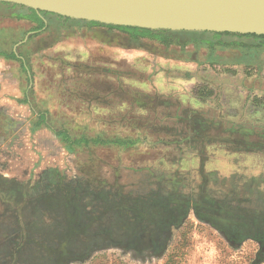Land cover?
<instances>
[{
  "label": "rangeland",
  "instance_id": "rangeland-1",
  "mask_svg": "<svg viewBox=\"0 0 264 264\" xmlns=\"http://www.w3.org/2000/svg\"><path fill=\"white\" fill-rule=\"evenodd\" d=\"M20 11L0 2V72L15 73L25 85L31 79V100L38 95L37 82L45 99L39 105L53 115L49 124L70 135L39 136L36 121L15 119L19 111L15 105L0 108V167L8 164L0 170V264H162L182 230L191 244L186 264H264V213L253 208L262 205L260 194L243 193L257 199L250 208L238 192L223 194L222 183L208 184L207 177L197 185L194 178L183 175L177 195L174 190L128 196L122 188V171L117 169L112 177L109 171L105 175L111 179L112 197L103 195L91 189L102 185L104 175L94 154L80 146L79 133L86 120L76 114L86 106L79 98L106 95L111 85L119 87L115 98L120 102L127 99V92L156 93L146 82L163 79L152 72L155 55L148 61L134 47L149 52L161 49L167 54L178 51L193 61L182 71L193 74L189 86L208 101L201 118L225 129L264 132V43L211 45L184 33L164 47L154 38L134 40L123 30L51 13L42 14L48 21V35L28 41V31H35L38 24L18 17ZM235 39L223 37L226 42ZM69 43L71 49L87 54L67 51ZM28 51L27 69L12 61L15 53ZM0 78L4 81V74ZM106 80L111 82L109 87ZM240 99L247 119L239 121ZM23 106L22 112H28L33 104ZM112 161L114 165V157ZM131 181L147 182L141 184L144 190L152 187V174ZM189 192L195 198L188 199ZM101 255L105 257L98 258Z\"/></svg>",
  "mask_w": 264,
  "mask_h": 264
},
{
  "label": "crops",
  "instance_id": "crops-1",
  "mask_svg": "<svg viewBox=\"0 0 264 264\" xmlns=\"http://www.w3.org/2000/svg\"><path fill=\"white\" fill-rule=\"evenodd\" d=\"M44 22L42 29H46L43 32L28 31L27 35L30 37L26 38L28 41L34 40V38L37 40L45 38L44 36L48 35L45 34L48 27L47 19H44ZM30 23L38 24L37 26L42 24L38 20ZM60 41L61 39L58 40V43ZM71 46L69 43L66 50L76 52L82 57L83 54L84 56L87 54L84 52L86 50L71 49ZM164 47L167 45L164 44ZM134 48H136L134 49L136 54H141L140 56L146 54L148 61L151 60V55H155L152 56L154 57L152 72L162 75L163 79L158 82L154 79L153 82L145 81L149 84V89L153 88L156 93L127 92V99L120 102L115 98L119 94V87L110 86L111 82L106 80L107 86L105 87L110 86L106 95H96L94 99L89 100L79 98V103L86 105L82 108L79 107L76 113L79 119L86 120L79 133L80 137L82 136L80 146L88 153L94 154L98 167L102 169L101 173L104 175L102 185L100 187L96 185L91 189L103 195L107 193L112 197V187L109 184L111 179L108 180L105 175L109 171L111 176L108 177H112L117 169L122 171V188L128 196L131 193L144 196L150 192L172 194L174 190V195H177L182 190L183 175L194 178L193 183L197 185L203 182L201 178L208 177L209 180L205 182L212 185L222 183L223 194L238 192L239 194L236 195L244 197L242 201H246L244 203L250 208L253 207L250 204H254L257 199L255 196H243V193L250 191V193L260 194L262 205L260 207L254 205L253 208L263 214L264 148L241 150L234 149L222 141L207 140L202 143L184 138L190 134L187 123L196 116L205 114V110L209 106L207 99L199 96L189 86L193 80V74L185 75V72L182 71L184 68H190L193 61L189 56L180 55L178 51L167 54L161 49L160 52H149L151 50L148 48ZM13 57L16 59L12 60L15 64L20 63L26 68L30 51L22 54L15 53ZM0 74L5 76L2 78L4 80L2 82L0 78V108L15 105L16 109H19L15 112V119L27 118L36 121L35 125L38 128L35 132L39 136L65 134V131L60 132L49 124L53 115L51 109H44L39 105V102L45 99L39 95L37 82L34 88L38 95L35 100H31L33 93L31 79L30 83L25 85L19 82V77L14 76L15 73L9 75L2 71ZM28 74L31 78V73ZM8 75V79L12 80L9 81L6 78ZM160 85L168 87L170 90H162ZM50 99L51 96L48 95L47 102L50 103ZM31 104L33 106L30 111L22 112L25 109L23 105L30 106ZM120 104H124V107H121ZM238 105L237 118L239 121L246 120V106L243 105V100L240 99ZM211 108L213 110V107ZM70 111L73 112L72 108ZM223 113L225 116L230 115L227 109H224ZM66 131L67 135H70V132ZM113 157L116 161L114 165ZM7 166L8 164H4L0 170H6ZM146 173L152 174L150 185L152 187L140 190L141 184L147 182L132 183L131 178L143 177ZM32 185L34 186V184ZM232 185H236V187ZM33 189L34 187L31 188V190ZM190 190H195V188L191 187ZM194 195L190 193L187 195L188 199L195 198Z\"/></svg>",
  "mask_w": 264,
  "mask_h": 264
},
{
  "label": "water",
  "instance_id": "water-1",
  "mask_svg": "<svg viewBox=\"0 0 264 264\" xmlns=\"http://www.w3.org/2000/svg\"><path fill=\"white\" fill-rule=\"evenodd\" d=\"M75 20L264 35V0H0Z\"/></svg>",
  "mask_w": 264,
  "mask_h": 264
},
{
  "label": "trees",
  "instance_id": "trees-1",
  "mask_svg": "<svg viewBox=\"0 0 264 264\" xmlns=\"http://www.w3.org/2000/svg\"><path fill=\"white\" fill-rule=\"evenodd\" d=\"M1 2V1H0ZM5 3V2H3ZM10 4V3H8ZM13 6H18L22 9L20 13H18V17L28 18L33 21L38 20L42 22L36 29V31H42V28L45 24L43 19V13L49 14V12H39L33 8L25 7L23 5L13 4ZM54 14V13H51ZM58 15V14H57ZM61 16V15H58ZM63 17V16H62ZM67 19H70L66 17ZM74 21L82 22L83 20H75ZM88 24H95L100 26H107L111 28H116L119 30H123L128 32L134 40L140 39L141 37H150L154 38L157 41L161 42L165 45H171L175 40H180V35L187 33L191 35V40L210 43L214 45L218 44H231V45H244L249 46L252 44H262L264 43V35L257 34H237L231 32H211V31H173L167 29L154 30L149 28H141V27H133V26H120V25H106L103 23H99L96 21H86ZM43 32V31H42ZM224 36H235L237 39L226 42L223 40ZM200 119L201 121H199ZM188 124V123H187ZM210 124H214L211 126ZM189 127L188 132L190 133L184 138L191 140L193 142H206L210 141H222L227 143L232 148L236 149H244L251 150L255 148H264V132L254 131L247 132L246 130L241 131L240 128L237 130L225 129L223 126L218 127L215 123H209L207 119L201 118L200 115L196 116L189 121L187 125V129ZM67 135V131L64 132ZM251 137L255 139H251ZM189 238L187 236V231L182 230L178 238L170 245L168 251L166 253L165 259L162 264H186L188 261V255L191 251V244L189 243ZM104 258L105 255H101L98 258ZM114 264H124L119 261H114Z\"/></svg>",
  "mask_w": 264,
  "mask_h": 264
}]
</instances>
